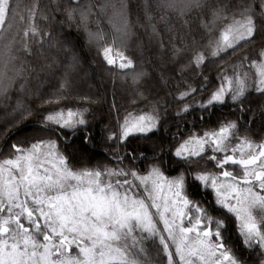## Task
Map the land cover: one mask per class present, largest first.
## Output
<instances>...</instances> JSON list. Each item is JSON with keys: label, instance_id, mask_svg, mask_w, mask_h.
Instances as JSON below:
<instances>
[{"label": "snow or ice", "instance_id": "1", "mask_svg": "<svg viewBox=\"0 0 264 264\" xmlns=\"http://www.w3.org/2000/svg\"><path fill=\"white\" fill-rule=\"evenodd\" d=\"M18 7L0 0V41H7L0 49V139L18 129L15 142L0 143V264H264V140L257 143L241 123H254L256 113L264 121V105L245 107L253 92L264 100V0H145L142 20L132 18L129 0H36L9 39ZM56 13L63 18L57 23L77 28L106 65L119 58L118 67L131 70L132 103H149L148 112L129 113L105 129L107 164L92 167L88 159L95 145L88 107L47 111L53 101L39 90L35 107L7 103L17 79L27 80L29 58L45 44L66 54L56 102L71 91L79 58L70 42L54 38ZM136 27L160 37L161 58L179 68L167 93L177 105L174 119H186L188 98L197 92L185 83L187 71L208 93L197 102L201 109L230 103L241 116L202 134L194 125L187 137L179 132L175 143L166 140L161 112L169 105L155 98L151 74L120 50ZM206 53L236 58L232 74L224 72L216 87L203 74ZM21 91L28 93L23 83ZM25 121L38 126L25 131ZM76 136L79 145L61 146V137ZM131 137L152 144L122 151ZM201 192L208 199H198ZM230 221L235 239L227 235Z\"/></svg>", "mask_w": 264, "mask_h": 264}, {"label": "trees", "instance_id": "2", "mask_svg": "<svg viewBox=\"0 0 264 264\" xmlns=\"http://www.w3.org/2000/svg\"><path fill=\"white\" fill-rule=\"evenodd\" d=\"M36 0H15V3L19 6L17 9V20L11 32L9 33V39L11 34L17 29L24 26V21L20 17H27V8L31 6ZM145 0H129V5L132 10V18L137 16L143 19L141 6ZM40 3L51 4V0H40ZM62 17L59 13H56L55 19L52 21V30L54 32V38L60 41H68L75 55L79 58V65L77 69L72 73V89L66 92L67 98H60L56 102V94L59 91V83L63 75V65L67 62L66 54L59 48H49L45 44L44 48L37 52L34 56L29 58L28 67L29 71L26 73L27 80L17 79V83L14 85L11 91V100L7 101L10 105H15L18 102L21 105H27L28 107H35L39 100L36 98L35 93L37 90L45 97L51 98L52 103L46 104L44 107L47 111H56L60 109H75L77 107H88L90 130L94 135L95 145L88 148V159L91 161V166L95 167L99 162L103 161L107 164L105 159V153L108 148L105 146V129L112 128L118 118H123L129 113L137 114L141 112L149 111V103L147 101L138 100L135 104L132 103L131 88V70H121L113 66H108L102 60V57L98 55L94 46H90L82 36V33L77 28H68L66 24L57 23L62 21ZM195 21V18H193ZM107 28V25H104ZM136 35L129 42V46L124 49H120L126 56H129L134 60V64L137 68H144L147 70L153 79L150 80L152 87L155 89L156 99H159L160 104L169 105L167 112L162 111L161 115L167 119L165 125V139L175 143L177 139H180L178 133L183 132L187 137L190 131L199 129L202 133L204 130H208L217 126V122L224 119H235L241 116V113L229 103L228 106L217 105L215 111L211 108L206 111L199 107L198 101L207 98L208 93L201 91V78L196 77L191 71H187L184 74L185 83H191L193 87L197 88V92L188 98V103L191 105L189 114L183 121L174 119V114L177 111L176 102L173 100L172 95L167 94L170 87H173L177 82V78L180 76L179 68L177 65L167 61V58H161L158 41L160 37L151 39L145 30L141 27L134 28ZM220 35V29H216L214 32V38L218 40ZM164 40L167 42V34L164 35ZM7 41H0V49L3 47V43ZM115 51L117 49L113 48ZM230 51V50H229ZM234 56H229L227 53H220L218 56H211L206 53L205 66H203V74L209 77L213 87L218 86L219 77L224 72L229 70L235 62ZM186 62V61H185ZM111 68V70H109ZM175 69V71L173 70ZM165 81L168 82V86L165 87ZM25 85L28 93L21 91V84ZM77 95H89L94 97L97 102L92 104H86L83 101L76 99ZM251 103L246 104V108H252L255 110L257 105H264L258 94L251 93ZM11 111V108L8 109ZM235 113V116H231L230 113ZM47 114V112H45ZM5 115L4 105L0 103V117ZM203 115V119H200ZM247 115V113H245ZM251 119V117H249ZM241 123L245 124V127L250 128V135L256 142H260L264 139V132L261 131L264 126V121L256 113L255 122L248 124L246 121L241 120ZM25 131H30L36 128L38 125L35 121L28 123L25 121ZM195 125V129H194ZM3 127V121L0 120V129ZM24 127V125H21ZM18 131L16 128H10L6 137L0 139V143H4L8 140L15 142L14 134ZM23 134V133H21ZM159 135V134H158ZM66 143L79 145L80 137H69V141H65L61 137L60 144L63 147ZM152 141L145 140L144 138L137 139L131 137L127 142L128 150L132 148L145 149L150 147ZM150 156V153H149ZM84 166H88V160L85 161ZM111 166V165H109ZM174 174V173H173ZM198 199H208L203 196V193H199ZM231 225V222H229ZM232 239L236 234L231 226L229 232Z\"/></svg>", "mask_w": 264, "mask_h": 264}, {"label": "rangeland", "instance_id": "3", "mask_svg": "<svg viewBox=\"0 0 264 264\" xmlns=\"http://www.w3.org/2000/svg\"><path fill=\"white\" fill-rule=\"evenodd\" d=\"M219 39H220V35H219V37H218V40H219ZM115 53H116V51L113 49L112 55L115 56ZM119 63H120V60H119V58H117V59H116V65L113 66V67H116V68L120 69V68L118 67ZM232 70H233V69H232V67H231L229 70L226 71L227 74L231 75V74H232ZM243 71H248L249 74H250L251 76H254V75H255V69H248L247 66H245V69H243ZM56 111H59V110H56ZM64 111L66 112L67 109H65ZM54 112H55V111H54ZM147 112H148V111H147ZM138 114H140V113H137V114L133 113L132 116H136V115H138ZM130 118H131V117H130ZM201 134H202V133H201ZM263 140H264V139H263ZM258 143H259V142H258Z\"/></svg>", "mask_w": 264, "mask_h": 264}, {"label": "flooded vegetation", "instance_id": "4", "mask_svg": "<svg viewBox=\"0 0 264 264\" xmlns=\"http://www.w3.org/2000/svg\"><path fill=\"white\" fill-rule=\"evenodd\" d=\"M231 222V225H230V223L228 224V232H227V235H229V232H230V230H231V226H232V228L234 229V233L236 234V230H235V225H234V223L232 222V221H230ZM236 237V236H235ZM235 239V238H234Z\"/></svg>", "mask_w": 264, "mask_h": 264}]
</instances>
